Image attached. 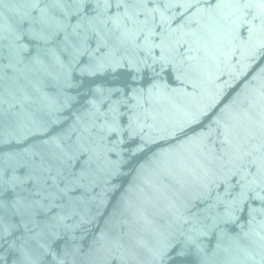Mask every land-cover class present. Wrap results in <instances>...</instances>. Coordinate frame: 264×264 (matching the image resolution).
<instances>
[{
	"label": "water",
	"instance_id": "95a60500",
	"mask_svg": "<svg viewBox=\"0 0 264 264\" xmlns=\"http://www.w3.org/2000/svg\"><path fill=\"white\" fill-rule=\"evenodd\" d=\"M0 264H264V0H0Z\"/></svg>",
	"mask_w": 264,
	"mask_h": 264
}]
</instances>
